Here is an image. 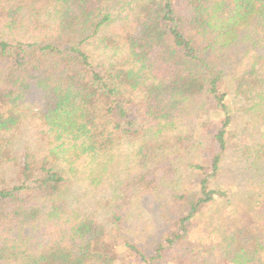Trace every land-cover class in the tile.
<instances>
[{
  "label": "trees",
  "instance_id": "obj_1",
  "mask_svg": "<svg viewBox=\"0 0 264 264\" xmlns=\"http://www.w3.org/2000/svg\"><path fill=\"white\" fill-rule=\"evenodd\" d=\"M226 163L247 174L234 204ZM77 182L108 190L97 215L69 203ZM144 205L151 257L125 235ZM172 250L264 264V0H0V264Z\"/></svg>",
  "mask_w": 264,
  "mask_h": 264
},
{
  "label": "rangeland",
  "instance_id": "obj_2",
  "mask_svg": "<svg viewBox=\"0 0 264 264\" xmlns=\"http://www.w3.org/2000/svg\"><path fill=\"white\" fill-rule=\"evenodd\" d=\"M34 128L28 127L27 128V135L30 136L32 132H34ZM25 140L19 141L18 147L20 148L21 142ZM12 171L16 172V169L13 168ZM185 178L182 181V185L189 188V190L192 192L195 190V187L193 185L194 181L196 180V176L190 173V171L185 170ZM244 173V168H242V165L234 166L229 163H226L224 166L223 172L220 176L219 181L217 184L219 186H223L226 189H228L229 196L232 198L231 203H236L239 198L243 197L242 195V189H244L245 185V178L247 177V174ZM10 177V176H9ZM181 179V178H180ZM216 184V185H217ZM194 186V187H190ZM108 193V190L106 188H89L85 186L83 183H76L73 188L71 189V195L69 196V203L77 208L81 213L84 214H95L96 212V204L95 202L99 199H104ZM149 200L147 201V203ZM153 201H151L150 204H152ZM145 207V208H144ZM140 212H143L144 214V220H138L137 218L131 219V221L126 225V233L125 235L132 241V242H139L142 249L146 252L147 257H151L154 255V249H150V243L152 242L153 234L161 233L160 231L154 232V226L152 222L149 220V216L151 215L152 209L147 208L146 205H144L141 209H139ZM138 210V211H139ZM149 214V216H148ZM225 215L228 216L229 212H225ZM217 222L215 221V224ZM167 231H170L171 224H168L166 226ZM207 229V230H206ZM207 231V232H206ZM148 235V237H147ZM193 237H211L209 235L208 228H206L205 223H199L198 226H196L192 231ZM213 236V235H212ZM176 247V245L174 246ZM175 254V251H169L165 254H163L162 260L159 262V264H173L175 260H173L172 255ZM122 256H126L125 253H121Z\"/></svg>",
  "mask_w": 264,
  "mask_h": 264
}]
</instances>
